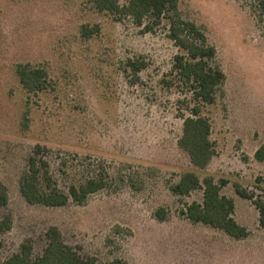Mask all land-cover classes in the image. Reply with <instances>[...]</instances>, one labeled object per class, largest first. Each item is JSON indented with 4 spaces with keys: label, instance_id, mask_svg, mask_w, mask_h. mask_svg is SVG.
Segmentation results:
<instances>
[{
    "label": "rangeland",
    "instance_id": "rangeland-1",
    "mask_svg": "<svg viewBox=\"0 0 264 264\" xmlns=\"http://www.w3.org/2000/svg\"><path fill=\"white\" fill-rule=\"evenodd\" d=\"M254 3L178 0L182 17L202 26L216 47L213 61L225 74L215 102L202 107L216 154L197 173L227 180L221 192L234 199L233 216L249 231L236 238L182 214L187 203L202 200V189L170 190L182 171L194 170L177 143L194 100L172 70L182 50L167 37L166 23L144 31L130 17L98 11L92 0H0V189L8 197L0 218L11 217L0 232V264L25 240L41 254L49 226L100 261L264 264L258 211L233 185L259 193L255 177H264V161L254 158L264 140V24ZM84 24L98 30L85 36ZM128 59L146 63L137 81ZM19 63L44 67L50 86L28 93ZM37 145L61 189L98 166L108 185L82 204L27 202L20 178Z\"/></svg>",
    "mask_w": 264,
    "mask_h": 264
},
{
    "label": "trees",
    "instance_id": "trees-1",
    "mask_svg": "<svg viewBox=\"0 0 264 264\" xmlns=\"http://www.w3.org/2000/svg\"><path fill=\"white\" fill-rule=\"evenodd\" d=\"M254 14L264 24V0H254ZM98 11L114 15L117 19L130 17L144 31H154L166 23L167 37L182 52L174 55L172 70L187 84L194 104L190 114L183 115L182 132L178 145L187 152L194 170L181 172L179 179L170 184V190L176 194H187L195 189H202V200L187 203L182 214L191 222L203 223L224 231L231 237L244 238L249 234L246 226L240 224L233 216L235 202L231 196L223 194L221 188L226 179L218 180L211 174L200 177L197 170H205L216 154L215 145L210 138L211 122L203 115L202 107L216 100L218 89L225 80V74L213 60L216 47L208 42L202 26L182 17L178 0H92ZM98 30V25H82V34L90 36ZM138 80V72L146 66L141 60L128 59ZM19 81L28 93L36 94L50 86L47 70L39 65L19 63L16 66ZM37 145L28 157L26 170L20 178V192L29 203H41L46 206H62L69 201L82 204L89 194L108 185V173L103 166H98L93 173L78 182H71L67 190L61 189L54 180L50 163L40 154ZM254 158L264 161V140L254 151ZM264 177H255V187L259 193L249 191L239 182H234L236 192L251 200L258 211V224L264 229ZM8 197L0 189V206L7 204ZM156 214L163 217V209L157 208ZM11 227V217L6 214L0 218V232ZM47 243L41 254L34 256L32 244L25 240L19 249L4 258L1 264H130L126 259L114 257L100 261L94 256H84L70 244L66 243L56 226H49L44 233Z\"/></svg>",
    "mask_w": 264,
    "mask_h": 264
}]
</instances>
